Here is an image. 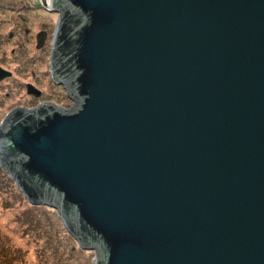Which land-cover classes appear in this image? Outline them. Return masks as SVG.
Masks as SVG:
<instances>
[{"label": "water", "instance_id": "obj_1", "mask_svg": "<svg viewBox=\"0 0 264 264\" xmlns=\"http://www.w3.org/2000/svg\"><path fill=\"white\" fill-rule=\"evenodd\" d=\"M50 1L74 103L0 124L25 197L94 264H264V0Z\"/></svg>", "mask_w": 264, "mask_h": 264}, {"label": "rangeland", "instance_id": "obj_2", "mask_svg": "<svg viewBox=\"0 0 264 264\" xmlns=\"http://www.w3.org/2000/svg\"><path fill=\"white\" fill-rule=\"evenodd\" d=\"M34 2L35 0H0V33L5 40L0 48V64L16 71L15 81L8 80L0 85L2 107L0 124L11 111V108L8 109L6 106H12L14 102L5 99L4 94L11 91V88L18 92L24 90L21 82L29 80L26 71L33 69L38 73L37 82L41 88H46L49 81L46 76L49 74L46 57L50 53L51 39L59 14L42 7L35 8ZM21 18L25 19V22ZM42 24H45L51 39L49 38L46 47L48 52L37 53L33 38L26 36L24 29L28 28L35 33L43 27ZM11 32L15 37L13 36V40L10 41L8 35ZM12 48L17 50L20 48L17 55H12ZM36 56L40 60L34 61ZM62 91H59L61 94L56 101L63 105V108L69 109L74 102L67 97V92ZM12 93L15 99V92ZM1 168L2 166H0V264H94L95 251L84 250L79 246L64 227L59 212L45 205L31 204L15 181Z\"/></svg>", "mask_w": 264, "mask_h": 264}, {"label": "flooded vegetation", "instance_id": "obj_3", "mask_svg": "<svg viewBox=\"0 0 264 264\" xmlns=\"http://www.w3.org/2000/svg\"><path fill=\"white\" fill-rule=\"evenodd\" d=\"M31 8V7H30ZM23 22H25L23 18H21ZM42 28L40 27V29L38 31H36L35 33H32L31 30H29L28 28L24 29V34L28 37H31V39L33 38L35 45H36V52L37 53H46L48 52V50H46L47 44H48V40H50V34L45 26V24H42ZM55 32V31H54ZM15 37L14 33L11 32L8 35V39L11 41L13 40V38ZM53 36L52 35V39H51V48H50V53L49 55H47L46 59H48V75H46L49 79V81L47 82V85L45 86L46 88H41L37 82L38 79V73L33 70L30 69L29 71H26L27 74H29L28 78L29 80H26L24 82H21L22 84V88L24 87V90L21 89L20 92H18L17 90L11 88L12 90L9 92H5V99L8 100H13L14 102L11 105L6 106V108L8 107L11 108V111L9 114H11L12 112H14L17 109H25V110H35L37 109L39 106L41 105H45V104H51L57 107H64L63 105H60L56 99H58L60 96V92L62 90L59 89H63L64 92H66L64 86H59L57 85L54 81L53 78L51 76V69H50V61H51V54H52V43H53ZM50 38V39H49ZM5 40L1 37V33H0V48L3 46ZM22 48V47H20ZM20 48L17 50L15 48L11 49L12 55L15 56L17 55V52L20 51ZM6 51H4V55H6L5 53ZM0 56H1V50H0ZM40 60V58L38 56L35 57L34 61H38ZM0 67H2L3 69L9 71L12 73V76L0 81V85H2L3 83L7 82L8 80H16V74L14 70L9 69L8 67H4L0 64ZM45 76V75H44ZM12 91L15 92V99L14 97V93H12ZM60 91V92H59ZM62 91V92H63ZM18 97V98H17ZM61 103V102H60ZM60 105V106H59ZM0 112H2V107L0 104ZM8 114V115H9ZM7 115V116H8Z\"/></svg>", "mask_w": 264, "mask_h": 264}, {"label": "trees", "instance_id": "obj_4", "mask_svg": "<svg viewBox=\"0 0 264 264\" xmlns=\"http://www.w3.org/2000/svg\"><path fill=\"white\" fill-rule=\"evenodd\" d=\"M2 169V168H1ZM5 174H7L6 172H5ZM9 177V176H8ZM80 253H81V251H79ZM72 254H74V253H72Z\"/></svg>", "mask_w": 264, "mask_h": 264}, {"label": "bare ground", "instance_id": "obj_5", "mask_svg": "<svg viewBox=\"0 0 264 264\" xmlns=\"http://www.w3.org/2000/svg\"><path fill=\"white\" fill-rule=\"evenodd\" d=\"M54 209V208H53Z\"/></svg>", "mask_w": 264, "mask_h": 264}]
</instances>
